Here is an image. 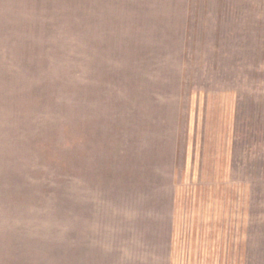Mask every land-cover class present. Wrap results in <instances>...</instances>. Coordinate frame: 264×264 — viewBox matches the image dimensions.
<instances>
[{
    "label": "rangeland",
    "instance_id": "1",
    "mask_svg": "<svg viewBox=\"0 0 264 264\" xmlns=\"http://www.w3.org/2000/svg\"><path fill=\"white\" fill-rule=\"evenodd\" d=\"M31 1L0 0V264H170L207 132L252 192L223 264H264V0Z\"/></svg>",
    "mask_w": 264,
    "mask_h": 264
},
{
    "label": "crops",
    "instance_id": "2",
    "mask_svg": "<svg viewBox=\"0 0 264 264\" xmlns=\"http://www.w3.org/2000/svg\"><path fill=\"white\" fill-rule=\"evenodd\" d=\"M230 94L234 95L231 92ZM209 99L208 95H205L206 103ZM233 111L234 116L230 119L229 130H226L228 131L226 133H230L235 125L236 111ZM217 116L213 115L212 120ZM210 135V132L205 133L200 145V160L197 169L199 177L197 181L200 182L199 189L190 191L189 195L185 197L187 200H184V197L181 200L182 197H180L179 201L176 202L178 207L189 205L188 208L192 210L191 216L195 221L189 228L186 226L185 228L175 227L172 234L170 264H177L174 253L176 254L177 245L185 237L193 240L191 247L189 249L186 247L185 253L191 254L195 261H214L218 264L230 263L231 246L238 244V227L232 219V214L239 210L245 211L251 203V190L245 185H242L243 189H240V182L234 178L231 141L227 140L224 144L219 145L220 142L217 141V138L213 139V136L209 137ZM209 140L212 145L209 144ZM206 149L208 150L207 157L204 155ZM194 159L195 157H192V166L196 163ZM187 162L188 157L185 159V163ZM201 186L203 188H200ZM199 213H209V215L202 217ZM242 236L244 235L241 234V241L239 242L242 251L237 258L239 264L245 263L246 259V253L243 251L245 241Z\"/></svg>",
    "mask_w": 264,
    "mask_h": 264
},
{
    "label": "trees",
    "instance_id": "3",
    "mask_svg": "<svg viewBox=\"0 0 264 264\" xmlns=\"http://www.w3.org/2000/svg\"><path fill=\"white\" fill-rule=\"evenodd\" d=\"M67 0H32L31 2L27 3L28 6H30L29 12L32 13H40L44 10V12H50L52 14V11L62 7L63 4H66ZM20 12L17 11V15H19ZM58 19V18H57ZM57 25H60L59 22L57 21ZM55 30H56V25ZM47 32V31H45Z\"/></svg>",
    "mask_w": 264,
    "mask_h": 264
}]
</instances>
